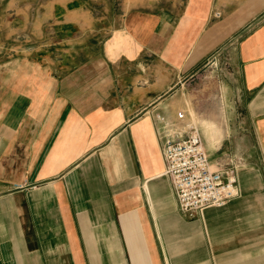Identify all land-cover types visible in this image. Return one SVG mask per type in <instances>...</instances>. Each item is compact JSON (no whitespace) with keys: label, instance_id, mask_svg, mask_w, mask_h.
<instances>
[{"label":"crops","instance_id":"crops-1","mask_svg":"<svg viewBox=\"0 0 264 264\" xmlns=\"http://www.w3.org/2000/svg\"><path fill=\"white\" fill-rule=\"evenodd\" d=\"M202 71L244 166L188 214L155 113ZM0 264H264V0H0Z\"/></svg>","mask_w":264,"mask_h":264},{"label":"built area","instance_id":"built-area-1","mask_svg":"<svg viewBox=\"0 0 264 264\" xmlns=\"http://www.w3.org/2000/svg\"><path fill=\"white\" fill-rule=\"evenodd\" d=\"M155 118L165 174L172 182L182 212L202 214L207 208L223 206L240 194L241 161L229 157L225 162L213 164L197 123L185 109L177 110L173 119L159 112Z\"/></svg>","mask_w":264,"mask_h":264},{"label":"rangeland","instance_id":"rangeland-1","mask_svg":"<svg viewBox=\"0 0 264 264\" xmlns=\"http://www.w3.org/2000/svg\"><path fill=\"white\" fill-rule=\"evenodd\" d=\"M211 81L212 76L202 71L198 77L185 83L176 99L182 102L181 108L189 110L201 133L204 136L207 134L210 138L216 140L222 136V102L219 90L212 91ZM207 154L209 155V153ZM225 161L223 160V162ZM243 166L244 163L241 162V168Z\"/></svg>","mask_w":264,"mask_h":264}]
</instances>
